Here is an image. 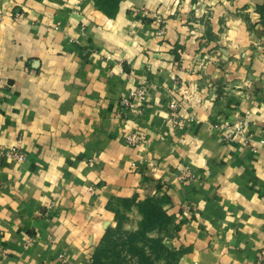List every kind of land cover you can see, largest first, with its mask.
Listing matches in <instances>:
<instances>
[{
    "label": "crops",
    "instance_id": "0c3cea01",
    "mask_svg": "<svg viewBox=\"0 0 264 264\" xmlns=\"http://www.w3.org/2000/svg\"><path fill=\"white\" fill-rule=\"evenodd\" d=\"M263 6L123 0L109 18L94 0H0V264H90L155 196L180 229L150 236L178 264H264ZM142 84L138 117L121 100ZM243 121L249 143L224 141Z\"/></svg>",
    "mask_w": 264,
    "mask_h": 264
},
{
    "label": "trees",
    "instance_id": "16d2710c",
    "mask_svg": "<svg viewBox=\"0 0 264 264\" xmlns=\"http://www.w3.org/2000/svg\"><path fill=\"white\" fill-rule=\"evenodd\" d=\"M97 8L109 18H116L123 0H94ZM260 11H264V6ZM167 197H148L139 202L142 214L140 227L128 231L122 227L124 216H118V225L106 231L95 249L90 264H178L181 251L168 247L163 237H151L152 232L171 237L180 229L168 213Z\"/></svg>",
    "mask_w": 264,
    "mask_h": 264
},
{
    "label": "built area",
    "instance_id": "2783aa9c",
    "mask_svg": "<svg viewBox=\"0 0 264 264\" xmlns=\"http://www.w3.org/2000/svg\"><path fill=\"white\" fill-rule=\"evenodd\" d=\"M149 93V87L146 84H142L137 87L133 92L130 98H123L121 100V105L124 109L134 113L136 116L141 117L143 114V104ZM183 111V105L178 100H173L170 105V116L168 121L171 125L176 127L183 126V120L181 118V112ZM248 126L247 121L241 122L236 127H226L224 141L230 142L235 136H240L244 138L246 143H249V138L247 136L246 128ZM126 140L129 146L135 147L139 146L143 142V137L140 133L132 132L126 136ZM6 155L13 160L18 162L24 161V154L22 153L21 147L11 148L6 152ZM136 166V165H134ZM194 177L191 171L185 169L180 173V180L187 181ZM184 212L190 213L192 211V206L190 204H185L183 207Z\"/></svg>",
    "mask_w": 264,
    "mask_h": 264
}]
</instances>
